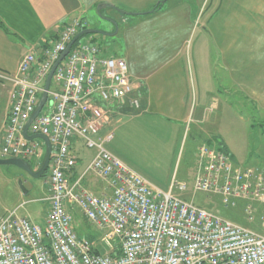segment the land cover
Listing matches in <instances>:
<instances>
[{
    "label": "built area",
    "instance_id": "2783aa9c",
    "mask_svg": "<svg viewBox=\"0 0 264 264\" xmlns=\"http://www.w3.org/2000/svg\"><path fill=\"white\" fill-rule=\"evenodd\" d=\"M87 27L82 16L72 18L56 38L28 51L15 73L0 71V81L11 86L2 157L23 158L34 170L42 165L46 143L26 139L23 130L53 65ZM88 36L78 39L55 69L46 103L28 128L29 135H46L52 145L45 224L16 210L4 215L0 264H264V234L182 199L175 190L186 191L185 182L174 179L168 191L152 185L107 150L105 142L113 139V132L94 138L110 122L113 105L139 111L142 103L126 59L104 55ZM54 80L59 89L52 88ZM75 139H82L95 155L71 181L77 165ZM198 159L194 191L217 195L226 207L244 200L245 213L252 218V202L264 203V169L235 166L207 143L198 147ZM89 174L107 182V192L98 194L86 187L83 181ZM77 208L101 232L97 243L75 230L72 210Z\"/></svg>",
    "mask_w": 264,
    "mask_h": 264
},
{
    "label": "crops",
    "instance_id": "0c3cea01",
    "mask_svg": "<svg viewBox=\"0 0 264 264\" xmlns=\"http://www.w3.org/2000/svg\"><path fill=\"white\" fill-rule=\"evenodd\" d=\"M100 2L137 13H120L123 16H119L122 21L119 34L126 43L125 55L121 57L128 63L136 85L135 94L142 103L139 111L129 106L118 109L113 105L114 112L106 127L114 125L115 132L120 135L139 128L164 131L179 128L184 135H192L189 151L193 149L197 158L198 147L205 143L204 139L221 136L220 129L209 121L207 108L199 111L197 108L198 103L207 102L215 92L213 85L205 80L207 70L200 66V62L195 64L196 75L193 67L189 68L188 56L192 53L193 43L195 55L219 56L220 68L229 79L228 86L219 82L218 95L223 100L224 97L235 100L243 95L264 109V0H0V71L15 73L28 51L56 38L65 23L76 16L84 18L85 13ZM193 3L199 4V15L195 19L192 16ZM151 9L154 11H149ZM108 15L114 16L113 12ZM103 54L106 55L104 51ZM1 85L6 87L7 96L0 115V146L11 88L8 83L0 81ZM232 99L228 101L232 102ZM83 146L82 139L73 141L77 165L70 173L71 181L89 165L84 166L81 158ZM198 170L199 164L194 184ZM83 183L98 194L108 190L107 182L94 174H89ZM30 193L33 197L29 200L46 205L44 223L41 224L44 226L49 208L46 201L48 191L36 195L37 191L32 189ZM176 194L184 199L182 194ZM23 205L14 210L18 213ZM246 205L247 202L244 209ZM253 205L255 208L264 207L262 202L254 201ZM263 218L261 228H264ZM253 230L261 233L258 227ZM87 236L96 243L100 239V235L91 232Z\"/></svg>",
    "mask_w": 264,
    "mask_h": 264
},
{
    "label": "rangeland",
    "instance_id": "374dc122",
    "mask_svg": "<svg viewBox=\"0 0 264 264\" xmlns=\"http://www.w3.org/2000/svg\"><path fill=\"white\" fill-rule=\"evenodd\" d=\"M198 5V3L192 4V16L194 19L199 15ZM97 6L85 13V21L88 23L89 28H100L112 34L115 31V27L110 22L100 20ZM116 7L120 10L128 11L120 6ZM149 11L152 12L154 9ZM101 12L104 16L115 18L118 21V31L112 36L92 34V37L107 56H124L126 43L121 34H119V29L122 27V21L119 16L123 15L113 8H104ZM109 12H113L114 16H109ZM88 37V35H85L80 40L84 41ZM188 57L189 68L193 67L195 75L196 62H200V66L207 70L205 80L213 85L212 89L214 88L215 92V94L208 97L207 102L198 103L197 108L198 111L199 109L204 110L207 108L206 112H208L209 121L214 122L212 125H216L222 135L219 137L214 136V140L206 138L204 139L205 143L223 151L235 166L264 169V109L260 104L246 100L243 95L239 98L235 97V100L228 97H224L223 100V97L218 95L220 93L219 82H223L225 86H228L229 83L227 73L220 68L219 56L216 54L197 56L194 54L193 43L192 53ZM52 88H60L55 83V80ZM6 91V87L4 88L1 85L0 115L6 100ZM97 98L101 106L103 108L106 107L107 102L103 101L99 95H97ZM229 99H232V102H229ZM114 128V125L108 124L107 127L105 125L94 138L96 140L102 139L109 132H113ZM191 141L192 135H184L179 128L168 131L155 128L148 130L139 128L138 130L123 132L121 135L114 130L113 140L106 142L105 147L140 173L155 187L168 191L174 179L182 180L187 184V190L184 192L175 190V193L182 194L185 200L235 223L246 225L252 229H257L258 227L259 231L264 234V228H261L262 217H264L263 206L255 208L252 202L254 209L258 210L252 215L253 218H250L245 213L244 204L246 202H237L234 207H226L219 196L210 195L203 191H194V176L199 162L195 151L193 152V149L191 152L189 151L192 146ZM195 143L198 144L197 139ZM196 144L193 145L194 148ZM45 152L46 148L41 154L42 157L45 156ZM81 152V158L85 166L91 162L95 150L83 146ZM33 166L35 168L34 164ZM45 180L46 176L31 178L14 165H0V219L7 211L14 210L24 203L18 213L28 216L37 224H43L45 203L29 199L33 197L32 193H30L32 189L37 191L36 195H42L48 191ZM28 191L29 194H26ZM72 212L74 214V228L81 237L88 238L89 232L94 233L98 237L101 235L98 228L90 225L80 214L81 212L78 208L72 210Z\"/></svg>",
    "mask_w": 264,
    "mask_h": 264
},
{
    "label": "water",
    "instance_id": "95a60500",
    "mask_svg": "<svg viewBox=\"0 0 264 264\" xmlns=\"http://www.w3.org/2000/svg\"><path fill=\"white\" fill-rule=\"evenodd\" d=\"M106 7H112L114 9H116L117 11H119L121 14H126V15L137 14V13H132V12L120 10L116 6H114L112 3H109V2H100L97 6L98 16H99L100 20H104V21H107V22H110L111 24H113V26L115 27V31L112 34H110V33H107L106 31H104L100 28L99 29L98 28L83 29L80 33H78L76 35L74 40L68 45L66 50L62 53L60 58L53 65V67H52V69H51V71L47 77V81L45 84V91L42 94L41 100H40L35 112L30 117V119L27 121V123L24 127V130H23V134H24L26 139H28V140L42 139L46 143V153H45V157H44L42 165L37 170H34L32 168V165L30 162H28L27 160L20 158V157H7V158L2 157V158H0V165H14L17 168H19L20 170H22L24 173L29 175L31 178H41V177H44L47 175V170H48L49 162L51 159V152H52L51 142H50L49 138L43 134L29 135L28 134V128H29L31 122L39 115L44 104L46 103V100L48 97V89L50 87V83L52 81L55 69L57 68L59 63L63 60V58L70 52V49L76 43V41H78V39H80L81 37H83L85 35L102 34V35H107V36L111 35L112 36V35H115L117 33L118 21L115 18H110V17L104 16L101 12V10H103ZM140 14H143V13H140Z\"/></svg>",
    "mask_w": 264,
    "mask_h": 264
},
{
    "label": "trees",
    "instance_id": "16d2710c",
    "mask_svg": "<svg viewBox=\"0 0 264 264\" xmlns=\"http://www.w3.org/2000/svg\"><path fill=\"white\" fill-rule=\"evenodd\" d=\"M159 7H160V6H158L156 9H158ZM156 9H155V10H156ZM0 24H1V23H0Z\"/></svg>",
    "mask_w": 264,
    "mask_h": 264
}]
</instances>
